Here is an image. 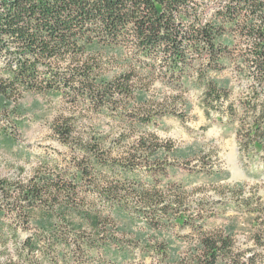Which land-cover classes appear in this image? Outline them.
Here are the masks:
<instances>
[{"label":"trees","instance_id":"16d2710c","mask_svg":"<svg viewBox=\"0 0 264 264\" xmlns=\"http://www.w3.org/2000/svg\"><path fill=\"white\" fill-rule=\"evenodd\" d=\"M226 30L240 45L245 80L237 99L221 78L235 45L224 39ZM154 77L172 91L198 80L207 116L238 122L240 155L264 150V0H0V112L16 110L11 105L26 92L55 93L77 111L118 118L130 132L84 136L81 118L64 116L53 128L71 162L41 165L25 179L0 178V264H58L78 251L92 262L99 249L110 264H264L259 197L258 209L242 198L250 213L259 211L245 248L230 229L191 225L195 236L184 251L162 242L136 256L103 227L129 205L158 232L191 222L183 184L161 177L175 169L169 156L177 148L150 128L168 105L186 100L157 99ZM18 226L33 232L14 258L9 248Z\"/></svg>","mask_w":264,"mask_h":264},{"label":"rangeland","instance_id":"374dc122","mask_svg":"<svg viewBox=\"0 0 264 264\" xmlns=\"http://www.w3.org/2000/svg\"><path fill=\"white\" fill-rule=\"evenodd\" d=\"M224 39L234 40L235 45L231 48L224 67V76L221 78L232 90L233 98L237 99L241 95L245 80L239 75L238 65L241 58L237 48L240 45H237L231 31H224ZM125 58V53L119 57L122 61ZM122 64L128 65L125 62ZM154 79L156 82L151 93L157 99L162 100L172 94L186 100V105L180 100L178 104L168 105L166 114L158 115V120L150 128L162 140L172 141L177 148L175 155L169 156L175 169L162 171L161 177L163 181L173 179L183 184V189L190 195L189 201L193 205L186 213L191 222L183 226L172 224L169 230L158 232L147 228L143 219L137 218L133 213V207L136 206L129 205L132 210L124 212V215L110 213L112 218L110 221L106 219L103 227L111 229L118 243L136 256L141 250L154 247V243L161 245L162 242L184 251L195 236L192 234L191 225H203V229L208 231L230 229L238 246H251L253 240L250 237L255 229L252 217L258 214V210L254 214L248 212L242 198L251 197L253 207L258 209L255 200L259 197L261 207L264 208V150L256 148L249 156L240 155L237 141L238 122L216 113L207 116L202 101V85L198 80H194L186 90L172 91L161 81H157L156 77ZM14 105L17 111L0 112V178L25 179L41 165L61 167L65 161L71 162L73 157L70 148L62 143L53 128L64 116L80 117L81 128L86 131L83 132L84 136L94 132L114 139L121 133H130L127 132L129 129L121 127L124 124L118 118L108 113L77 111L63 100L62 95L55 93L26 92L11 107ZM18 111H22V114ZM179 155L186 156L187 159L178 158ZM138 173L142 176L147 174L143 170ZM176 187L180 188L179 185ZM18 229V234L9 248L14 258H17L20 251V240L33 232L24 227ZM62 251L65 255L69 252L66 249ZM153 258L150 255L145 262L150 263ZM104 260L106 264H110L109 259L104 258L99 249L92 262L78 251L75 258L60 260L58 264H95ZM127 262L124 261L123 264Z\"/></svg>","mask_w":264,"mask_h":264},{"label":"flooded vegetation","instance_id":"af4514ba","mask_svg":"<svg viewBox=\"0 0 264 264\" xmlns=\"http://www.w3.org/2000/svg\"><path fill=\"white\" fill-rule=\"evenodd\" d=\"M247 208V207H246ZM248 210V209H247ZM249 212V211H248ZM251 214H254V213H251ZM258 214H259V211H258ZM258 214H256V215H258ZM255 216V215H254ZM253 218V217H252Z\"/></svg>","mask_w":264,"mask_h":264}]
</instances>
